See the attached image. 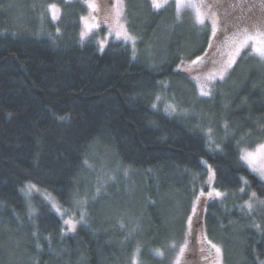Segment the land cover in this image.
<instances>
[{
	"label": "trees",
	"instance_id": "1",
	"mask_svg": "<svg viewBox=\"0 0 264 264\" xmlns=\"http://www.w3.org/2000/svg\"><path fill=\"white\" fill-rule=\"evenodd\" d=\"M122 1L138 39L135 55L121 41L103 51L81 42L79 1L0 0V264L14 252L8 232L26 254L21 264H170L185 239L202 160L229 195L211 201L205 215L224 264H264V204L245 207L253 193L264 203V180L242 163L237 144L264 141V59L245 49L228 78L198 98L176 66L204 53L209 30L170 1L159 9L151 0ZM50 3L60 8L59 26L48 17ZM180 81L178 98L193 95L194 118L155 105L164 90L176 96L168 85ZM92 148L109 152L124 173L106 186L79 182ZM134 173L140 206H130L122 188L129 190L132 181L123 178ZM26 184L47 190L65 210L74 196L84 199V221L64 233L48 202L28 204Z\"/></svg>",
	"mask_w": 264,
	"mask_h": 264
},
{
	"label": "rangeland",
	"instance_id": "2",
	"mask_svg": "<svg viewBox=\"0 0 264 264\" xmlns=\"http://www.w3.org/2000/svg\"><path fill=\"white\" fill-rule=\"evenodd\" d=\"M64 1H79L84 7V13L80 16L81 42L92 40L97 45L98 50L103 51L109 42L121 41L130 46L133 55L136 54L138 39L128 30L124 5L122 9H120V16L119 19H117V0ZM151 1L153 4V0ZM169 1L174 5L175 11L178 14L190 13L196 24L206 27L209 30V43L204 53L197 57L184 58L176 66L177 71L181 72L193 83V95L198 98L210 96L213 89L218 88V86L228 78L236 61L245 49H250V54L257 55L261 58L253 49L254 47L264 48V6L249 7L230 5L223 3L225 0H218L220 3L216 5L212 2L211 4L208 3V0H184L183 6L178 9L177 0H167V2ZM161 2H163V0H161ZM166 3H163V5ZM90 4L94 5V7H89ZM50 5H54L55 8L59 10L58 13H56L55 19L53 18V11L49 7ZM46 8L50 20L55 25L59 26L60 8L53 3L48 4ZM198 13L203 19V23L198 22ZM85 21L87 25L90 26V30L86 28ZM213 22L215 23V31L213 30ZM120 25H122L123 28H121ZM117 32H121V35L117 36ZM82 33H85L83 37L81 35ZM124 33L130 38H125ZM249 35L254 37V39L250 40L245 47H240L239 54H237V48L240 46L241 41ZM230 61L231 66L229 67L228 64ZM221 75L223 78H221ZM168 87L174 90L176 96L164 90L157 95L155 105H158L164 112L170 115L188 112L189 116L194 118V112L191 108L195 103L191 98L193 95L191 94V96H189L181 93V97L178 98L177 91H181L182 87L185 90L184 82H170ZM202 91L207 92L208 95H202ZM184 92L186 93L187 91ZM187 105H190V107L187 108ZM189 108L190 110L188 111ZM206 132L210 143H214L212 140L214 135L211 133L209 126L206 127ZM241 140H237L240 159L245 152L253 153L252 166L249 165L248 161L243 159H241L242 163L258 178L264 180V175H262V172H264V149L259 153L256 151L258 145H264V141L253 146H247L244 145ZM202 162L205 166L203 170L204 175L203 179L199 180L192 190L189 210L185 217V239L182 243L176 244L170 258V264H177V261H179V264H224L223 245L218 240L208 236L205 227V215L207 205L211 201H221L223 200L222 197L229 195L215 187L214 173L211 165L205 160H202ZM113 163L109 152L92 148L89 157L85 160L86 166L84 173L80 176L79 182H83L87 187L91 185L92 188L97 182L106 186L107 182L113 180V175L116 174V172H118V175L122 174L121 172L124 173L120 167H116ZM254 168L256 170H254ZM123 179L126 181V184L128 180L132 181V184L128 187L129 190L122 187L125 196L129 195V205L133 206L138 204V206H140L142 184L138 182L139 176H136V173H134L133 176L127 174ZM135 179H137V184H135ZM123 186L126 185L124 184ZM119 190L118 188H114L113 192L118 193ZM23 192L29 205H32V200L36 198H41L45 202H48L51 209L61 219L62 231L64 233H73L77 225L85 219V210L83 207L85 200L82 198L74 196L72 205L65 210L60 207L53 194L34 184H26ZM217 193H220V195L218 196ZM106 195L105 193L104 196ZM111 196V194H108L107 197L109 198ZM109 203L110 201L106 204ZM249 204L252 205L251 208L248 207ZM263 204L261 200L252 195L250 200L245 204V207L251 210H253L252 208L259 210ZM111 207L112 206L109 205V211H111ZM9 233L10 232H8V235ZM8 235L6 234V245L13 246L14 252L13 254L8 253L9 255H5L7 259L6 264H21L26 254L20 252L19 249L16 248L15 243H13ZM212 244H215L221 249L219 255L216 253L215 249L211 247ZM181 249H183V251H181ZM136 259L137 258H132V262L134 263Z\"/></svg>",
	"mask_w": 264,
	"mask_h": 264
},
{
	"label": "snow or ice",
	"instance_id": "3",
	"mask_svg": "<svg viewBox=\"0 0 264 264\" xmlns=\"http://www.w3.org/2000/svg\"><path fill=\"white\" fill-rule=\"evenodd\" d=\"M166 2H167V0H163V2H161V0H153V7L160 8V7L163 6V3H166ZM183 3H184V0H177L178 9H179V7L183 6ZM49 7L53 11V18L55 19L56 18V13H58L59 10L56 9L54 5H50ZM89 7H94V5L90 4ZM116 7H117L116 16H117V19H119L120 9H122V7H123L122 0H117ZM198 22L199 23H203L204 22L203 19L200 17V14L199 13H198ZM85 24H86V28H89V30H90V26L87 25V22L86 21H85ZM120 27L123 28L122 25H120ZM213 30L215 31V23H214ZM84 34L85 33H82L81 34L82 37H83ZM120 35H121V32H117V36H120ZM124 35H125V38H130V37H127V34L126 33H124ZM253 39H254V37H252L250 35L249 36H246L245 39L243 41H241L240 46L237 48V54H239L240 47H245L248 44V42L250 40H253ZM253 51L256 52L257 54H259L261 56V58H264V48L254 47ZM228 66L229 67L231 66V61L229 62ZM221 78H223L222 75H221ZM201 94L202 95H208L207 92H203V91H202ZM262 149H264V145H258L257 146V150H256L257 153H259ZM252 157H253V153L245 152L244 155H242L241 159L248 161L249 162V165L252 166ZM254 170H256V169L254 168ZM262 175H264V172H262ZM32 187H34V186H32ZM217 195L219 196L220 193H217ZM253 195H255V193H253ZM248 207L251 208L252 205L249 204ZM211 247H213L215 249V251H216V253L218 255L220 254L221 249L219 247H217L215 244H212ZM181 251H183V249H181ZM158 254H160V253L158 252ZM177 264H179V261H177Z\"/></svg>",
	"mask_w": 264,
	"mask_h": 264
},
{
	"label": "flooded vegetation",
	"instance_id": "4",
	"mask_svg": "<svg viewBox=\"0 0 264 264\" xmlns=\"http://www.w3.org/2000/svg\"><path fill=\"white\" fill-rule=\"evenodd\" d=\"M211 2L215 5L220 3L218 0H208V3ZM223 3L249 7L264 6V0H225Z\"/></svg>",
	"mask_w": 264,
	"mask_h": 264
}]
</instances>
